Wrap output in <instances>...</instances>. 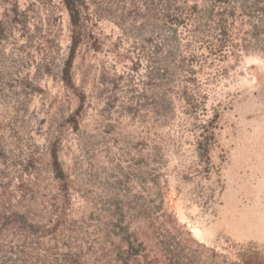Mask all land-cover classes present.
I'll return each instance as SVG.
<instances>
[{"label": "rangeland", "instance_id": "374dc122", "mask_svg": "<svg viewBox=\"0 0 264 264\" xmlns=\"http://www.w3.org/2000/svg\"><path fill=\"white\" fill-rule=\"evenodd\" d=\"M123 4H90L95 16L87 17L72 69L86 94L74 128L66 119L80 102L62 82L70 24L61 1L0 0V182L10 191L36 177L38 194L52 197L49 147L57 139L73 216L125 196L131 228L142 226L150 245L169 253L140 264H225L222 255L249 245L264 252V45L237 48L205 68L203 110L193 117L169 103L161 126L155 68L169 48H155L152 26L119 25L112 14ZM211 119L215 144L206 159L197 137ZM144 176L156 190L142 191ZM163 221L175 228L165 237L157 233Z\"/></svg>", "mask_w": 264, "mask_h": 264}, {"label": "trees", "instance_id": "16d2710c", "mask_svg": "<svg viewBox=\"0 0 264 264\" xmlns=\"http://www.w3.org/2000/svg\"><path fill=\"white\" fill-rule=\"evenodd\" d=\"M60 1L70 24V46L62 69V82L80 102L66 123L76 128L86 94L75 87L72 69L77 49L85 37L87 17L95 14L89 11L95 0ZM125 2L112 14L118 24L128 20V26L131 23L135 26L138 21L142 26H152L157 34L155 48L160 54L169 48L168 55L159 58L155 68L161 126L170 119L165 111L169 103L176 101L184 114L193 117L203 110L205 94L201 92L199 79L205 68L234 54L237 48L264 45V0ZM244 26L248 30H244ZM259 37L262 38L258 40ZM215 129L214 119L200 126L197 146L200 156L206 159L215 144ZM58 142L55 139L49 147V169L56 192L48 200L45 198L48 196L38 194L40 182L36 177L26 183L21 180L16 189L10 191H7V183L0 182V264H140L142 259L150 257L159 263L163 261L168 251L164 247L156 250V245H150L152 242L142 226L131 228L133 209L125 196L115 198L87 218L73 216L70 180L59 159ZM148 157L143 156V166ZM141 174L147 173L141 171ZM138 183L143 192L156 190V184L152 185L153 189L146 186L150 181L145 176ZM26 188L29 193L23 192ZM160 205L156 209L163 212ZM166 223L163 221L157 231L161 237L175 229ZM92 233L100 244L96 253L91 252L94 249L89 241ZM113 237L116 242L107 244ZM229 253L222 255L225 264H264V252L252 245L239 246Z\"/></svg>", "mask_w": 264, "mask_h": 264}]
</instances>
